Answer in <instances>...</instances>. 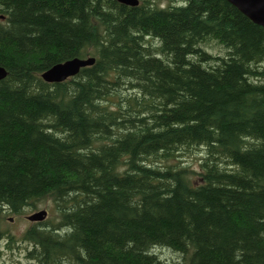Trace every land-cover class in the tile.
Returning a JSON list of instances; mask_svg holds the SVG:
<instances>
[{
  "label": "trees",
  "instance_id": "trees-1",
  "mask_svg": "<svg viewBox=\"0 0 264 264\" xmlns=\"http://www.w3.org/2000/svg\"><path fill=\"white\" fill-rule=\"evenodd\" d=\"M0 66V208L56 210L31 264H264L263 25L228 0H0Z\"/></svg>",
  "mask_w": 264,
  "mask_h": 264
},
{
  "label": "rangeland",
  "instance_id": "rangeland-1",
  "mask_svg": "<svg viewBox=\"0 0 264 264\" xmlns=\"http://www.w3.org/2000/svg\"><path fill=\"white\" fill-rule=\"evenodd\" d=\"M160 5H167L169 0H154ZM202 155V150H197L193 154L182 157L181 162L190 164L195 170L199 169V158ZM193 179L196 178V173L192 174ZM46 209V214L43 219H54L56 216V210L52 200L48 197L43 198L38 202V207L30 210L29 207L23 208L19 212H12L7 208H0V264H31L24 255L23 244L20 246L14 245V240L8 247L5 242L6 236L11 235L16 239H20L26 228L32 223L28 215L39 209ZM28 218V219H27ZM42 220V219H41ZM15 241V242H16ZM20 248V250H19ZM159 254L170 261L179 260L181 257L177 252L169 248H159L157 250ZM181 260V259H180Z\"/></svg>",
  "mask_w": 264,
  "mask_h": 264
},
{
  "label": "water",
  "instance_id": "water-1",
  "mask_svg": "<svg viewBox=\"0 0 264 264\" xmlns=\"http://www.w3.org/2000/svg\"><path fill=\"white\" fill-rule=\"evenodd\" d=\"M127 4H137L138 0H119ZM241 12L251 18L254 22L264 26V0H228ZM94 57H73L65 61L55 63L49 69L42 72V76L48 80H61L76 73L81 66L90 64ZM6 75V69L0 66V79ZM46 209L42 208L28 215L31 220L43 219Z\"/></svg>",
  "mask_w": 264,
  "mask_h": 264
},
{
  "label": "flooded vegetation",
  "instance_id": "flooded-vegetation-1",
  "mask_svg": "<svg viewBox=\"0 0 264 264\" xmlns=\"http://www.w3.org/2000/svg\"><path fill=\"white\" fill-rule=\"evenodd\" d=\"M41 219H39V220H31L32 221V223L33 222H38V221H40ZM31 223V224H32ZM31 224L29 225V226H31ZM28 226V227H29ZM24 243V240L23 239H18L15 243H14V245L13 246H20V248H21V246H22V244ZM20 248H19V250H20ZM21 249H23V247L21 248ZM23 251H24V255H25V250L23 249Z\"/></svg>",
  "mask_w": 264,
  "mask_h": 264
},
{
  "label": "bare ground",
  "instance_id": "bare-ground-1",
  "mask_svg": "<svg viewBox=\"0 0 264 264\" xmlns=\"http://www.w3.org/2000/svg\"><path fill=\"white\" fill-rule=\"evenodd\" d=\"M66 79V78H65ZM28 219V218H27ZM29 221H31V220H29Z\"/></svg>",
  "mask_w": 264,
  "mask_h": 264
}]
</instances>
